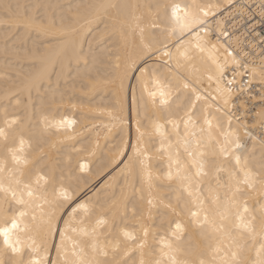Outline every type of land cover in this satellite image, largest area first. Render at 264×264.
<instances>
[{
    "label": "snow or ice",
    "instance_id": "snow-or-ice-1",
    "mask_svg": "<svg viewBox=\"0 0 264 264\" xmlns=\"http://www.w3.org/2000/svg\"><path fill=\"white\" fill-rule=\"evenodd\" d=\"M88 7L81 19L63 5L22 11L0 0L12 40L4 55L39 65L0 92V264H264V32L251 23L258 15L264 25V0L239 6L245 40L217 21L215 42L208 18L221 5L211 0ZM97 21L103 29H92ZM73 60L83 64L81 94L109 99L103 128L80 132L75 118H48L53 108H82L75 84L60 90ZM45 77L36 123L10 113H35L31 93ZM117 124L105 165L116 174L77 200V173L89 171L84 154L95 152L90 138ZM58 144L67 154L54 161Z\"/></svg>",
    "mask_w": 264,
    "mask_h": 264
},
{
    "label": "bare ground",
    "instance_id": "bare-ground-1",
    "mask_svg": "<svg viewBox=\"0 0 264 264\" xmlns=\"http://www.w3.org/2000/svg\"><path fill=\"white\" fill-rule=\"evenodd\" d=\"M246 0H211L213 4H219L221 7L218 11H216L215 16H210L208 18V25L210 28V35L215 42L216 37L219 35V27L226 28L227 20L225 19V14L229 13V11L235 7L240 6L239 4H244ZM8 2L13 4H22L25 5L26 8L22 9V11H28L32 6L36 4H57L63 5L64 11L70 17H75L76 14L79 15V18L83 19L87 17L92 9H90L89 5H98L102 3H114L118 5L126 4V3H138L144 6V11L148 10L149 6H154L157 3H166L171 2V0H8ZM176 2L181 3L182 5L185 3H191L192 0H176ZM198 2L207 3L208 0H198ZM79 6V7H77ZM71 9V11H69ZM236 10V8L234 9ZM38 11H42V9H38ZM117 12L116 9H110L109 15H115ZM3 13L0 11V16ZM240 15L238 13L234 14L233 19H236ZM217 21L220 22V26L217 27ZM110 22L107 17L104 18V23ZM104 23L95 22L92 24V29H103ZM237 25V23H236ZM7 30V26L0 24V74L8 73L9 76L12 77L9 81H4L0 79V92L3 91L5 85L8 87H13L15 84L19 83V77L22 75H26L30 72H35L39 70V65H34L31 61L22 60L17 63L14 56H5L4 49L7 43V46L10 48L12 44V40L9 39L7 42L5 41V33ZM235 29L234 31H236ZM91 39V36H87L85 38L83 48L84 51L88 50L87 41ZM31 45V41L29 40V46ZM258 52V51H257ZM83 69V64L81 63L78 69L76 62L73 60L70 64L65 63L64 67V78L60 81V90L61 91H70L73 84L76 85L75 91V99L73 102L81 104L82 108L78 107L76 109L71 108L68 105L61 106L58 109L53 108L50 110L47 115L50 120L58 121L63 116H68L69 118H75L78 121L77 128L80 132H84L85 127L92 128L95 125L97 128H103V125L109 124L111 117L108 115V105L109 99L104 93L93 94V95H82L80 91V80L77 76L78 71ZM59 67L55 69H49V74L51 75V84L55 86L56 84V72H59ZM49 87V80L45 77L44 80L40 81L37 85V88L33 89L32 96V105L35 106V113L33 112V108L29 106L27 111L23 110V108H13L9 107V112L20 115L22 118H31V122L33 124L36 123L37 119L40 118L39 113L41 111V97H45L46 91ZM139 95V94H138ZM27 93H25V97ZM67 99V97H66ZM5 102L0 99V105ZM258 103V102H257ZM3 115V108L0 107V117ZM128 116L129 122L126 125V133L131 137H135V112L133 110L131 97L128 100ZM251 119V117H249ZM119 125L117 124L115 127L111 128V131L105 129L102 131L101 135L97 139L95 135L90 138L93 141L95 146L94 154H84L85 160L82 162H87L89 165V171L85 173H77L80 176L79 184L80 189L76 193V199L82 200L87 199L88 197H94L96 190L101 187L102 184L105 183L106 180H110V176H114L116 173L113 171L112 167H105L108 163L110 156V147L112 144L116 143L119 140ZM81 137H77L80 139ZM80 145L78 144L77 147ZM67 150L63 149L59 144L57 145V149L52 150V156L54 161H61L66 158ZM120 183H123V179L120 178ZM117 196L120 194V187L116 186L114 189Z\"/></svg>",
    "mask_w": 264,
    "mask_h": 264
},
{
    "label": "built area",
    "instance_id": "built-area-1",
    "mask_svg": "<svg viewBox=\"0 0 264 264\" xmlns=\"http://www.w3.org/2000/svg\"><path fill=\"white\" fill-rule=\"evenodd\" d=\"M255 3V0H246L244 4H239L241 5H249V4H253ZM236 8V10H234ZM239 12V6L232 8L229 13L225 14V19L228 21L227 22V26L226 29L232 34L233 39H235L236 36H239L241 38V40H245V33L247 30V24L248 21L246 18H242L241 16L237 17L236 19H233L234 14ZM259 20V16L256 15L253 17V19L251 20V23L256 24V31L257 32H264V25L261 24H257L256 21ZM237 23V25H236ZM235 29H237L236 31H234ZM247 39H251V37H247ZM258 43V41H257ZM257 51H259V49H257Z\"/></svg>",
    "mask_w": 264,
    "mask_h": 264
}]
</instances>
